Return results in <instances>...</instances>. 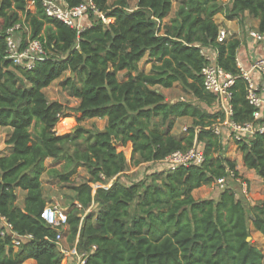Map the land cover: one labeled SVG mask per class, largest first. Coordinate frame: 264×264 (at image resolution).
<instances>
[{
    "label": "trees",
    "instance_id": "1",
    "mask_svg": "<svg viewBox=\"0 0 264 264\" xmlns=\"http://www.w3.org/2000/svg\"><path fill=\"white\" fill-rule=\"evenodd\" d=\"M82 1L65 3L71 8ZM90 1L108 23L89 12V24L75 29L47 17L39 0H0V127L11 129L5 140L10 153L0 155V215L20 238L16 249L10 236L0 238V264H67L54 242L57 230L40 218L49 206L44 174L74 194L60 233L69 249L84 254V264H263L262 252L247 238L248 224L264 237V201L246 214L229 189L215 199H194L192 192L228 173L238 178L213 132L224 113L202 107L216 97L203 88L200 71L207 60L200 50L215 49L217 66L234 77L231 121L253 122L255 109L236 65L239 41L217 42L214 18L241 24L247 13L264 34V0H176L172 17V0H136L132 8L129 0ZM16 25L23 31L21 50L35 40L41 45V59L29 68L7 58L6 33ZM144 57L148 73L138 68ZM60 78L76 107L47 100L44 90ZM175 84L197 103L168 102L155 88ZM71 116L105 125L56 133L59 123L72 124ZM180 118L191 123L175 137L171 131ZM194 141L202 146L199 166L147 171L127 184L119 180L126 170L184 152ZM235 145L244 168L264 179V134ZM46 159L59 168L46 169ZM78 169L85 176L75 182ZM17 189L25 193L22 207Z\"/></svg>",
    "mask_w": 264,
    "mask_h": 264
},
{
    "label": "built area",
    "instance_id": "2",
    "mask_svg": "<svg viewBox=\"0 0 264 264\" xmlns=\"http://www.w3.org/2000/svg\"><path fill=\"white\" fill-rule=\"evenodd\" d=\"M39 2L47 17L56 19L71 28L82 29V20L89 12L100 17L105 23L108 21L103 18L100 12L95 10L90 0H84L78 6L71 8L66 5L65 0H39ZM19 28L20 26L16 25L6 33L7 58L16 64H25L29 68L35 60L41 59L43 52L37 40L30 42L25 49L21 50L19 42L17 43L14 39V33L19 31ZM248 37L256 43H261L262 56L258 57L248 69L241 67L236 58L237 68L240 71L241 77L246 82V100L255 109L254 121L242 126L234 124L230 119L231 109L229 101L231 94L229 88L233 85L234 77L217 66L215 57L209 52L210 50L216 54L215 49L202 48L200 50L201 54L207 60V63L200 71L203 88L205 91L215 95L216 101L214 105H217L218 109L224 113L223 120L214 127L213 132L221 136V139L222 135L228 134L234 142L246 141L256 133L264 134V34L253 31L248 33ZM225 39L226 32L220 29L217 42H222ZM254 74L258 75V81H255ZM203 161L202 146L194 141L191 148L184 152L176 151L163 160L149 162L147 164H158L162 166L163 170L172 171L179 166H199ZM142 165L145 164L133 168L134 172ZM231 178H234L233 174L228 173L226 177L218 179L214 183L217 190L220 192L228 189L232 191L228 186V180ZM40 218L46 225L57 230L58 233L56 234L54 242L66 256V261L68 262L67 258L70 257L69 264H84V254H77L75 249L67 251L59 246L61 239L60 229L65 228L67 223L65 211H60L56 205H49L43 208L40 213ZM6 236H10L14 248L19 246L20 238L11 230L10 224L6 222L4 217L0 215V238H5ZM71 258L76 260L73 261Z\"/></svg>",
    "mask_w": 264,
    "mask_h": 264
},
{
    "label": "rangeland",
    "instance_id": "3",
    "mask_svg": "<svg viewBox=\"0 0 264 264\" xmlns=\"http://www.w3.org/2000/svg\"><path fill=\"white\" fill-rule=\"evenodd\" d=\"M110 2V0H108ZM174 5H177L176 0H172ZM136 0H129L130 8L134 7ZM226 3V1L224 2ZM29 7L32 10V5L29 3ZM89 15V14H87ZM108 20L106 23H108ZM216 21V20H215ZM89 23L88 16L84 19L83 27ZM248 30H254L251 27V24L248 23ZM23 31L19 30L14 33V39L21 44L23 42ZM146 58L144 57L139 63L138 68L145 73L149 72V64L145 62ZM119 78L122 79V73H120ZM62 78V77H61ZM53 82L48 88L44 90V94L49 102L57 101L62 105H65L69 108H74L77 105V101L69 98L66 94L61 90L59 86V81ZM161 93L164 95L165 100L168 102H175L177 100L189 102L192 104L197 103V101L186 91L182 89L179 84H175L171 89H162ZM203 109L207 112L213 113L219 111L215 105L210 107L202 105ZM73 120L71 125L63 126L59 128L57 125L55 127V132L58 134H63L71 130V128L79 125L86 130L94 131L102 129L105 125L104 120L99 119H86L79 123L76 122L75 117H67ZM159 120L155 119L151 122V125L158 124ZM191 123L190 119H176L171 134L175 137H181L185 134L184 129H186ZM10 134L9 128L0 127V155H8L10 153V147L5 144V140L8 138ZM231 136L228 134L222 135V146H223V154L225 157L233 161L236 165V170L238 172V178H231L228 180V186L232 189L237 200L242 204L246 214H248V208L251 206L258 204L264 201V179L256 176L253 172L248 171L244 168L242 164V160L238 158L241 157L240 152L238 151L235 142L231 139ZM44 166L46 169L49 168H59L60 164H55L52 160L46 159L44 162ZM162 169V166L156 164H148L140 166L136 172L133 169L127 170L120 175L119 180L123 183H128L130 181H137L145 177L146 172H156ZM128 174V175H127ZM85 176V172L83 169H78L77 174L72 177L75 182H79L81 178ZM42 183V192L44 193L47 204L56 205L60 211H67L70 207V203L73 200V192L68 189V187H60L54 180L48 178L46 174L41 177ZM220 191L217 190L216 186L212 184L211 186H203L194 192V199H208V198H217ZM21 195V193H19ZM20 197V196H19ZM17 197V205L22 206L21 197ZM249 228V241L252 245L258 248L263 254V264H264V238L261 237L258 233L254 231L252 226L248 224ZM65 229V228H63ZM59 246L62 249H69L67 247L66 238L61 235V239L59 242ZM16 249V248H14ZM70 251V250H69ZM29 264V263H24ZM31 264V263H30Z\"/></svg>",
    "mask_w": 264,
    "mask_h": 264
},
{
    "label": "crops",
    "instance_id": "4",
    "mask_svg": "<svg viewBox=\"0 0 264 264\" xmlns=\"http://www.w3.org/2000/svg\"><path fill=\"white\" fill-rule=\"evenodd\" d=\"M176 9H177V5L172 4L169 17H172L174 15V12L176 11ZM84 19L82 20V25H83ZM214 20H216L215 22L218 24L219 29L224 30L226 32V39H237L239 41L240 45L236 51V58H237L241 67H243L244 69H248L251 66V64L258 57L262 56V45H261V43H256L248 37L249 32L256 31V27H257V20L256 19H253L252 17L248 16L247 13H245L244 19H243L241 24L237 23L236 21L225 20L223 18V16L220 14L216 15ZM164 22H166V21H164ZM248 23L251 24V27L254 30H248ZM209 52L211 53V55L213 57H215V54L212 51L209 50ZM253 77H254L255 81H258V75L257 74H254ZM155 88H156V90H158L160 92L162 90L160 87H155ZM215 106L218 109V106L217 105H215ZM180 119H189V118H180ZM58 126H59V128L63 129L62 127L67 126V125L63 124V123H59ZM9 131L11 132V129H9ZM238 158H240V160H241L240 156ZM145 165H148V164H145ZM161 170H159V171H161ZM197 190L198 189H196L192 192V196L194 195V192ZM15 193H16L17 197H19V196L21 197L22 204H23V199H24L25 193L19 189L15 190ZM19 193H21V195H19ZM208 199H211V198H208ZM51 204H48V205H51ZM20 207H22V206H20ZM256 233H258V232H256ZM65 250H67V249H65ZM68 250H70V249H68ZM69 258L70 257L67 258L68 259L67 264H69ZM72 259H73V261L76 260L74 258H71V260ZM25 263L35 264L34 261H32V260L26 261Z\"/></svg>",
    "mask_w": 264,
    "mask_h": 264
},
{
    "label": "water",
    "instance_id": "5",
    "mask_svg": "<svg viewBox=\"0 0 264 264\" xmlns=\"http://www.w3.org/2000/svg\"><path fill=\"white\" fill-rule=\"evenodd\" d=\"M249 239H250V238L248 237V238H247V241H249Z\"/></svg>",
    "mask_w": 264,
    "mask_h": 264
}]
</instances>
